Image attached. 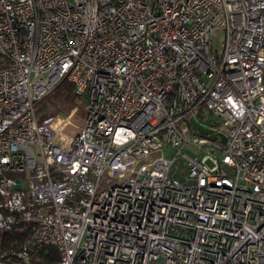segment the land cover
I'll list each match as a JSON object with an SVG mask.
<instances>
[{"label":"built area","instance_id":"built-area-1","mask_svg":"<svg viewBox=\"0 0 264 264\" xmlns=\"http://www.w3.org/2000/svg\"><path fill=\"white\" fill-rule=\"evenodd\" d=\"M0 52V264H264V0H0Z\"/></svg>","mask_w":264,"mask_h":264},{"label":"trees","instance_id":"trees-1","mask_svg":"<svg viewBox=\"0 0 264 264\" xmlns=\"http://www.w3.org/2000/svg\"><path fill=\"white\" fill-rule=\"evenodd\" d=\"M7 66L8 60L0 52V69ZM80 98L75 93L73 84L64 79L38 103L36 115L43 120L59 112L71 114L81 103ZM33 232L34 226L30 224H18L11 231L0 232V253L28 242ZM58 260L56 247L50 245L35 252L32 264H52Z\"/></svg>","mask_w":264,"mask_h":264},{"label":"rangeland","instance_id":"rangeland-1","mask_svg":"<svg viewBox=\"0 0 264 264\" xmlns=\"http://www.w3.org/2000/svg\"><path fill=\"white\" fill-rule=\"evenodd\" d=\"M81 103L78 105L77 109H75V112L73 113V115L70 118L71 121V127H76V126H81L84 122L85 116H86V109H85V96H82L80 98ZM38 106V104H37ZM36 106V108H37ZM56 115H60V116H69L70 112H59ZM38 120H41L38 116H37ZM205 137H208L210 139L211 136L208 135H204ZM209 146H204V150H208ZM184 154H188V155H192L193 152L185 149ZM167 156L169 158H173L175 156V150L171 147L167 148ZM173 168L175 169L174 172V177L177 178L180 182L184 183L187 179V174L189 172V164H188V160L183 157L182 155L177 156L174 159L173 162ZM21 179H26L29 177V173H24L18 176Z\"/></svg>","mask_w":264,"mask_h":264},{"label":"water","instance_id":"water-1","mask_svg":"<svg viewBox=\"0 0 264 264\" xmlns=\"http://www.w3.org/2000/svg\"><path fill=\"white\" fill-rule=\"evenodd\" d=\"M190 122H191L192 125H194L195 127H197L200 131H202L204 133L209 131L208 129H205L200 124H198L194 119H191Z\"/></svg>","mask_w":264,"mask_h":264}]
</instances>
